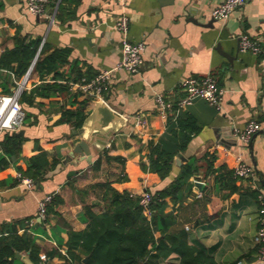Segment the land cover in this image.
Here are the masks:
<instances>
[{
    "label": "crops",
    "instance_id": "obj_1",
    "mask_svg": "<svg viewBox=\"0 0 264 264\" xmlns=\"http://www.w3.org/2000/svg\"><path fill=\"white\" fill-rule=\"evenodd\" d=\"M1 1L0 57L6 48L15 46L18 29L29 39L42 37L39 52L27 71L29 90L54 76L51 72L43 78L35 68L44 44L48 50L71 48L69 61L60 67L66 75H75L72 67L77 64L87 75L96 76L113 68L121 58L122 33L116 27L121 11L118 0H69L53 22L51 6L35 14L28 10L26 0ZM223 1L128 0L130 37L145 42L143 60L134 72L114 69L100 96H90L89 113L102 96L128 117L125 125L96 139L103 146H98L96 140L91 144V155L82 149L76 151L81 130L71 122L59 121L70 94L37 95L34 103L24 104L30 116L18 130H23L24 136L21 155L0 168V233L6 222H16L21 233L34 229L41 258L46 255L45 264H61L70 231L87 227L90 210L100 213L107 208L106 182L134 194L147 188H163L195 156L199 171L190 178L192 189L183 201L174 202L168 197L167 210L178 213L173 230L186 229L192 243L222 264H264L256 241L262 214L259 194L264 191V47L262 52L254 53L243 50L240 43V35L248 33L264 45V0H249L227 19H215L212 10ZM9 74L0 70V93L15 89ZM207 74H214L224 88L222 107L197 97L180 108L179 101L185 95L182 79ZM160 93L168 103L166 108L158 101ZM88 96L82 92L79 99ZM139 115L146 117V125L137 124ZM188 115L196 117L200 129L185 148L178 150L183 153L182 162L176 155L165 180L156 171L144 170L141 160L147 159L151 142L161 140L171 124ZM253 118L260 122L255 136L249 142L237 138L236 132ZM43 150L49 152L51 162L60 155V162L56 167L48 166L44 179L29 187L19 179V167L27 170L28 158ZM208 152L216 153V168L225 165L233 169L240 159L250 162L256 170L255 178H238L239 189L230 192L218 180L217 171L206 174L204 157ZM106 153L122 156L124 161L108 158ZM48 194L53 198L47 216L41 218L40 201ZM32 218L36 222L29 224ZM42 219L44 224L38 225ZM156 235L161 236V231ZM179 261L174 252L161 264Z\"/></svg>",
    "mask_w": 264,
    "mask_h": 264
},
{
    "label": "trees",
    "instance_id": "obj_2",
    "mask_svg": "<svg viewBox=\"0 0 264 264\" xmlns=\"http://www.w3.org/2000/svg\"><path fill=\"white\" fill-rule=\"evenodd\" d=\"M67 1L69 0H51L49 6L53 7L59 2L57 11L59 17L65 10L64 4ZM2 6L3 2L0 0V8ZM14 39L15 46L6 48L0 57V70H7L9 76L11 75V83L16 85V79L22 78L27 73L36 58L42 37L29 39L18 29ZM70 54V47L61 46L48 50L44 44L36 59L35 68L43 78L45 74L54 72L53 79H43L42 83L30 90L25 88L21 93V101L23 105L32 104L37 95L63 97L65 94H70V102L62 106L59 121L71 122L76 129L81 130L89 113L91 95L79 99L82 91L80 89L74 91L73 84L91 80L95 76L87 75L77 64L72 67L75 75H66L61 71L60 67L69 61ZM29 116L30 113L26 111L24 124ZM199 129L200 125L195 116L179 117L175 124H171L169 132L161 140L151 142L147 159L141 160L142 168L158 172L165 180L171 174L178 150L185 148ZM23 138L19 131L2 132L0 168H5L12 158L17 159L21 155ZM106 155L108 158L124 161L122 156H112L108 153ZM216 157L215 152H208L205 155L206 174L217 171L218 180L228 187L230 192L238 190L239 185L236 183L238 177L234 169L225 165L219 167L220 169L216 168ZM197 161L198 157L194 156L184 163L176 178L165 187L147 188L146 191L152 195L148 207L141 202L143 193L120 191L110 182H106L104 198L107 201V208L100 213L90 210L91 218L87 227L81 231H70L67 252L62 255L64 261L61 264H161L163 259L174 252L180 257L177 264H222L203 247L192 243L186 229L174 231V225L178 222V213L175 209L167 210L168 197L174 202L183 201L186 193L192 189L194 182L190 178L199 171ZM59 162L60 155L55 156L51 162L49 152L43 150L28 158L27 170L21 167L19 170L22 176L31 177L39 182L44 179L46 168L50 165L56 167ZM99 164L100 160L95 165ZM259 182L263 185L262 180ZM44 222L45 219L37 221L38 225ZM158 231L162 233L159 237L156 235ZM17 252H28L36 264L43 262L35 230L28 228L21 233L16 222H6L2 225L0 233V264H26L17 256ZM55 252L57 251L52 252L51 255ZM85 257H88L86 261Z\"/></svg>",
    "mask_w": 264,
    "mask_h": 264
},
{
    "label": "built area",
    "instance_id": "obj_3",
    "mask_svg": "<svg viewBox=\"0 0 264 264\" xmlns=\"http://www.w3.org/2000/svg\"><path fill=\"white\" fill-rule=\"evenodd\" d=\"M249 0H224L221 4L212 10V15L215 19H227L231 13L238 7L245 5ZM27 8L35 14H42L48 9L51 0H26ZM121 11L117 19L116 27L122 33L121 39V58L119 62L110 69L100 71L94 78L88 81L76 82L74 87L76 90H81L88 95L97 96L101 94L103 87L109 80L110 74L114 69H126L134 72L139 69L143 60V51L145 49L144 41H134L130 37V14L128 0H118ZM59 2L51 7L50 21H54L57 17ZM240 43L243 50L260 53L263 51V43L258 38H253L250 34L244 33L240 35ZM28 72L19 79H16V86L12 92L0 93V134L4 130L18 131L23 125L26 117V111L21 101V93L27 87ZM181 86L185 90V95L179 101V107H185L197 97H205L211 103L216 105L219 109L222 107V99L224 88L218 83L214 74H207L202 76L190 75L186 76L181 81ZM102 97V96H101ZM158 101L164 108L168 106L163 94H158ZM138 125H146V117L139 115L137 118ZM260 129V122L253 118L241 130L236 132L237 138L249 142L253 135ZM234 173L240 179H254L256 170L254 166L244 160L240 159L235 165ZM21 180L32 187L35 181L31 177L22 176L19 172ZM53 195H46L39 206L38 216L45 218L48 214V203L52 200ZM152 195L149 191L143 192L141 202L148 207ZM261 204V218L260 226L256 234V241L260 246V255L264 259V191L259 194ZM36 222V218H32L29 224ZM43 263H46V255H42Z\"/></svg>",
    "mask_w": 264,
    "mask_h": 264
},
{
    "label": "water",
    "instance_id": "obj_4",
    "mask_svg": "<svg viewBox=\"0 0 264 264\" xmlns=\"http://www.w3.org/2000/svg\"><path fill=\"white\" fill-rule=\"evenodd\" d=\"M127 121L128 117L112 107L105 97L98 98L95 107L88 113L83 122L81 129L82 139L77 143L76 151L82 149L86 154L91 155V144L94 145L97 143L98 146H103L96 139L107 136L112 131L125 125ZM19 134H23V130H20ZM95 140L96 143H94ZM182 159L183 153L180 151L177 154V160L181 163ZM198 184L201 185L202 183L199 182ZM17 256L21 257L26 264H36L29 256V253L17 252ZM87 258L85 257L84 260L86 261ZM40 264L45 263L42 262Z\"/></svg>",
    "mask_w": 264,
    "mask_h": 264
}]
</instances>
